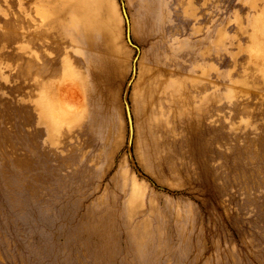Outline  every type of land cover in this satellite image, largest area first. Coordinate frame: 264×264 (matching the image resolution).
<instances>
[{"label": "rangeland", "instance_id": "374dc122", "mask_svg": "<svg viewBox=\"0 0 264 264\" xmlns=\"http://www.w3.org/2000/svg\"><path fill=\"white\" fill-rule=\"evenodd\" d=\"M0 264H264V0H0Z\"/></svg>", "mask_w": 264, "mask_h": 264}]
</instances>
